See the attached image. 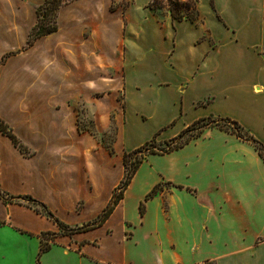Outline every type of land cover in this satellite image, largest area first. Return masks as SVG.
<instances>
[{
	"label": "crops",
	"instance_id": "crops-1",
	"mask_svg": "<svg viewBox=\"0 0 264 264\" xmlns=\"http://www.w3.org/2000/svg\"><path fill=\"white\" fill-rule=\"evenodd\" d=\"M45 1L0 0V120L27 152L0 132V259L37 264L46 234L39 264H264V162L217 127L145 155L100 225H57L96 221L125 154L199 119L264 146V0H197L194 22L155 0H68L27 46Z\"/></svg>",
	"mask_w": 264,
	"mask_h": 264
},
{
	"label": "trees",
	"instance_id": "trees-1",
	"mask_svg": "<svg viewBox=\"0 0 264 264\" xmlns=\"http://www.w3.org/2000/svg\"><path fill=\"white\" fill-rule=\"evenodd\" d=\"M68 0H46L42 5H40L37 10V23L32 28L31 33L28 36L27 40V46H30L36 41L37 39L48 36L50 34H53L57 31V12L59 8L66 3ZM163 2H165L163 4ZM197 0H155L153 4L150 6V8L154 11L161 10L164 6L168 9L171 17L175 21H181L183 19H187L191 22H194L197 19L198 13L196 10V4ZM208 127H217L219 129L227 130L235 134L240 139L249 140L253 146L255 147L256 151L258 152L259 156L262 158L264 162V146L258 142L257 140L253 139L252 137L245 135L242 131L241 126L236 123L235 121H232L230 119H223V118H208V119H199L195 121L192 125H190L187 129L182 131L180 135L171 140L170 142L164 143L163 145L166 146V149L161 151H153V146L157 143L152 140L146 144H144L141 148L135 150L134 152H131L129 154H125L123 156V164L125 167V174L124 177L119 185V188L114 192L113 197L109 203V205L106 207L102 215L94 222L89 223L87 225H84L83 227L79 228H73L69 229L59 223L56 222L55 218L47 211L44 205L32 201V203L35 206H38L41 210V212L45 213L47 217L52 219L54 222L57 223L60 232L63 234H72V233H78L85 230H89L91 228H94L98 225H100L112 212L113 208L118 204L120 201L123 191L129 184L133 174L139 167L140 163L142 162V159L147 154H164L167 152H170L172 150H176L186 144L191 138L199 135L201 131L204 128ZM0 132L7 136L15 147H17L22 153L26 154V150L23 147V145L13 136V134L9 131L7 125H5L0 120ZM152 146V147H150ZM141 154L139 158L133 159V156ZM0 198L7 202V200L3 195H0ZM148 198V197H147ZM37 212H39V209H35ZM46 234H44L41 238V245L39 248V253L37 256V264H39V259L42 254L47 252L50 248V245L47 241H44Z\"/></svg>",
	"mask_w": 264,
	"mask_h": 264
},
{
	"label": "rangeland",
	"instance_id": "rangeland-1",
	"mask_svg": "<svg viewBox=\"0 0 264 264\" xmlns=\"http://www.w3.org/2000/svg\"><path fill=\"white\" fill-rule=\"evenodd\" d=\"M142 1H144V0H137L135 3L136 4H140ZM125 3V1L123 0V2L121 3V4H124ZM135 4V5H136ZM139 15H140V12H139ZM159 15H161V12H159ZM135 17H137V19L138 20H140V17L137 15V14H135ZM127 42H129V44H136V41L134 40V39H132V38H130L129 37V41H128V39H127ZM137 47H139V49H141L140 51H139V53H141L142 51L144 52V48L142 47V45H138ZM112 139V136H107V137H105V140L107 141V143L110 141ZM150 147H152V146H150ZM153 151H161V150H164V149H166V146L165 145H163V144H156V145H154L153 146ZM140 155L141 154H137V155H135V156H133V158H132V160L133 159H137V158H139L140 157ZM15 244H17V243H15ZM25 247L26 248H29L30 250H31V246L30 245H26L25 244ZM31 252V251H30ZM29 252L27 251V256H26V258H25V254H24V257H23V259L22 258H20L19 260H18V262H16V263H11V262H5L4 260H2V259H0V264H35L34 263V260L30 257L29 258ZM7 260V259H6Z\"/></svg>",
	"mask_w": 264,
	"mask_h": 264
},
{
	"label": "snow or ice",
	"instance_id": "snow-or-ice-1",
	"mask_svg": "<svg viewBox=\"0 0 264 264\" xmlns=\"http://www.w3.org/2000/svg\"><path fill=\"white\" fill-rule=\"evenodd\" d=\"M0 241H2V237H0Z\"/></svg>",
	"mask_w": 264,
	"mask_h": 264
}]
</instances>
